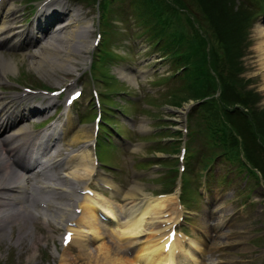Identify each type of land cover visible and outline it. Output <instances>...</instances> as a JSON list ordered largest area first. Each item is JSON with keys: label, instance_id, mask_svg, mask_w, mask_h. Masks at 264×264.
<instances>
[{"label": "rangeland", "instance_id": "374dc122", "mask_svg": "<svg viewBox=\"0 0 264 264\" xmlns=\"http://www.w3.org/2000/svg\"><path fill=\"white\" fill-rule=\"evenodd\" d=\"M195 1L108 0L104 2V8L100 0H7L4 5L12 4L18 8L16 22L19 30L24 29V35L14 46L0 47V53L16 63L13 72L7 74L5 83L13 86L10 92L21 89L16 81L31 86L35 91L31 93H39L38 98L21 104L33 102L40 106L47 103L44 98L49 96L40 88L50 90L64 86L66 94L82 87L81 97L71 106V120L74 126H91L98 110L92 102L96 104L97 98L102 117L109 121L104 124L99 120V125L107 132L98 131L97 137L106 141L108 137L115 145L104 141L100 148L96 147L97 158L111 166L98 161L95 166L120 185L121 192L139 182L151 195L164 193L175 184L177 186L181 174L184 177L182 213L186 222L177 226L179 229V226H185V231L184 228L180 230L192 232L191 236L201 244V249L194 251L199 257L196 264H264V186L259 170L255 166L252 168L239 147L230 159L222 153L219 142L213 145L211 141V126L224 129L228 120L225 110L235 112L238 119L246 118L254 124L263 120L264 73L257 65L254 46L256 28H264V0H234L236 6L244 5L247 13L248 10L251 13H248L250 23L245 28L241 54L235 57L238 70L232 72L231 77L227 72L220 77L214 71L211 76L214 93L189 98V91L183 88L181 64L174 53H187L189 58L199 61L196 64L201 69L200 61L207 58L209 65L210 51L216 47L222 67L226 48L213 23ZM49 3L62 11L70 8L73 12H81L80 19L67 26V29H80L83 41L79 42V52L70 53L68 60L63 57L69 65L66 72L51 64L50 55H46L42 67H33L37 56L32 53H37L40 46L50 39L59 25L57 22L64 24L69 20L66 15L54 21L49 27L50 34L37 39L41 33L35 28L37 17L44 7L50 8ZM219 3V0H213L208 7L216 17H220L222 10ZM99 12H103L101 20ZM230 13L236 14L232 10ZM98 33L97 45L92 39L98 38ZM26 34L33 36V40L25 41ZM167 43H171L173 49L167 47ZM197 49L200 51L195 53ZM94 60L91 73L90 63ZM119 68L133 73L134 79L122 78L116 71ZM225 96H238L242 102L249 98L254 100L246 108L240 102L238 105L226 104ZM52 100L59 103L62 98L52 97ZM194 100L198 103L194 104ZM184 105L188 107L184 110L185 117L178 119L175 109H182ZM234 108L238 109V114ZM53 110L54 107L22 122L29 124L35 133L59 129L66 115L61 110ZM140 124L145 128L140 129ZM186 126L187 135L182 130ZM180 129L183 132L179 133ZM69 130L58 143L63 154L74 153L82 145L70 141L76 127L72 132ZM234 136L241 147L243 137L239 134ZM225 137L229 139V135ZM256 138L260 142L258 135ZM184 140H187L186 152L180 159L178 155L183 145L185 147ZM258 150L262 159L259 165H264V146L263 150ZM209 161L211 168L204 178L203 166ZM180 163L185 165L183 172L179 169ZM90 185L104 190L97 180H91ZM110 192L107 191V195ZM115 196V199L120 198V194ZM41 212L44 215L43 210ZM61 227L54 220L47 222L35 217L24 240L15 242L19 231L14 228L10 234L11 228L7 226V236L0 239V264H57L63 253L60 247ZM101 241L95 239L91 246ZM134 252L126 256L132 263ZM75 253V245L65 252L68 264H92L93 260L87 262L85 256L75 257ZM29 257L31 261L27 262Z\"/></svg>", "mask_w": 264, "mask_h": 264}, {"label": "bare ground", "instance_id": "6f19581e", "mask_svg": "<svg viewBox=\"0 0 264 264\" xmlns=\"http://www.w3.org/2000/svg\"><path fill=\"white\" fill-rule=\"evenodd\" d=\"M3 3L4 0H0V47L14 46L24 35V29L19 30L16 22L18 8ZM48 5H51L50 8L44 7L37 17L35 28L41 32L37 39L50 34L49 27L54 21L66 15L69 20L64 24L57 22L59 25L50 39L40 46L37 53H32L37 56L33 67H42L46 55H50L51 64L66 72L69 65L63 61L64 58L68 60L70 53L79 52V42L83 41L80 29H67V26L78 21L81 12H73L70 8L62 11L55 4ZM255 35L257 65L264 73V28L257 27ZM25 38L29 42L34 37L26 34ZM15 65L13 59L0 53V239L7 236V226H10V234H13L14 228L19 231L15 242L24 240L35 217H39L38 209L41 211L44 207L50 209L44 219L50 218L64 226L65 230L72 231L70 241L63 244L64 254L58 258L57 264H68L65 252L74 245L75 257L85 256L87 262L93 260L92 264H196L199 257L194 250L201 249L197 238L184 236L180 231L172 239L168 237L173 222H178L181 215L177 204L178 189L174 194L151 195L139 182H134L122 191L118 200L92 189L90 179L104 183L113 194L121 191L120 185L113 183L94 165L93 126H74L66 110L61 131V128L59 132L44 131L43 138L39 137L40 134L36 136L31 132L32 128L21 122L53 108L56 102L42 108L31 102L22 105L21 101L30 100L33 94L24 89L10 92L13 86L5 83L7 74L13 72ZM116 71L122 78L134 79L133 73L122 68ZM185 108L184 105L182 109H175L178 119H182ZM74 127L77 130L72 133L70 141L73 144L82 143L81 148L74 153L63 154L55 145ZM139 128H145V125L140 124ZM31 149L35 153L30 155ZM39 151L46 158V163L40 164L41 161L35 158ZM28 155L33 159L26 164L24 159ZM78 208L79 213L74 214ZM173 213L176 214L173 216ZM95 239L102 241L92 247ZM33 241L35 243V236ZM167 242L169 247L165 249ZM132 251H135L133 263L126 257ZM30 261L31 257L27 258V262Z\"/></svg>", "mask_w": 264, "mask_h": 264}, {"label": "trees", "instance_id": "16d2710c", "mask_svg": "<svg viewBox=\"0 0 264 264\" xmlns=\"http://www.w3.org/2000/svg\"><path fill=\"white\" fill-rule=\"evenodd\" d=\"M105 1L108 0H100L104 8L106 6V3H104ZM211 1L213 0H196L195 2L196 4L198 3L197 5H199L198 7H200V10L203 9L201 11L206 15V18L213 23L214 30L219 34L220 40L225 43V56L222 61L223 69L221 70L222 67L219 65L220 56L218 55L216 47H213L212 51H210L209 65L207 64V58L200 61L199 66H202L201 69H198L196 64L199 61L189 58L187 53L175 52L176 60L181 64L180 67L182 68L181 76L184 79L183 88L189 91V98H201L207 94L212 95L214 93V83L211 81V76H213L214 71L216 73L218 72L220 77L225 72L231 77L232 72L238 70L235 57L241 54V44L244 39L245 28L250 23L249 17L251 13L249 10L248 13L250 15L247 13V8L244 5L238 7L235 5L234 0H219V5L222 10H220V17H216L213 10H208ZM214 1L217 2V0ZM233 4L236 6L235 9H233ZM231 10L235 11L236 14L230 13ZM166 46L173 49L171 43H167ZM197 51L200 50L197 49L195 53ZM203 67L204 69H202ZM253 100V98H251V100L249 98L247 101L242 102L238 99V96L232 98L225 96V103L232 105H238V102L246 105ZM234 110L238 114V109L234 108ZM225 112L228 115V120L224 125V129H214V127L211 126V128H213L211 135L212 144L214 145V143L219 142L223 149L222 153L227 155L230 159L234 156L235 151L238 150L239 147L244 157L263 174L264 165L262 163V165H259L262 159L258 148L263 150L264 146V117L261 122L254 124L246 118L238 119V115H236L235 112L226 110ZM226 134L229 135V139L225 137ZM234 134H239L243 137L241 147ZM257 135L260 138V142L256 138ZM100 144H104L103 141L100 140Z\"/></svg>", "mask_w": 264, "mask_h": 264}]
</instances>
